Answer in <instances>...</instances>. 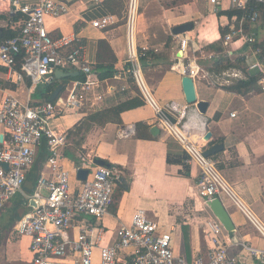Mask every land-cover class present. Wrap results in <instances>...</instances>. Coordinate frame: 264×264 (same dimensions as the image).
<instances>
[{
    "label": "crops",
    "instance_id": "obj_1",
    "mask_svg": "<svg viewBox=\"0 0 264 264\" xmlns=\"http://www.w3.org/2000/svg\"><path fill=\"white\" fill-rule=\"evenodd\" d=\"M123 1L87 0L83 4H73L69 13L62 17L47 19L46 24L52 36L75 33L80 37L85 58L97 70L100 81L98 92L102 94V100L95 107H84L63 114L53 120V125L67 132L95 112L136 97L141 101V105L123 111L119 123L92 124L89 128L84 123L82 130L78 131L85 133L79 145L75 146L80 134L78 137L73 135V140L69 139L64 151L69 152L72 158L65 155L64 163L71 169L77 165L78 155L86 154L93 159H102L122 172V180L115 186L113 203L99 224L103 229V245L112 243L115 229L120 224H128L133 213L142 209L159 224L161 230L170 232L175 256L190 264L196 256L206 257L208 236L204 224L207 219L215 216L209 206L205 208L195 194L198 167L187 163V155L179 144L155 124L153 111L141 100L132 80L123 74L126 67L125 27L124 22L119 23V20L120 11L125 6L124 17L128 0L126 4ZM172 1L175 0H137L140 7L136 22L137 44L148 48L150 52L145 63H142L147 82L161 104L175 101L185 108L183 128L204 151L215 143L222 144V150L210 157L218 161V170L233 194L230 197L222 193L218 197L229 215L233 229L227 231L222 226L219 238L229 246L228 251L236 257L237 264H261L242 247V243L264 248V91L258 90L246 95L229 91L227 86L254 74L249 73L246 78L233 79L231 83L224 84L217 75L237 67L216 72L212 71L215 61L200 59L198 65L207 74V79H195V92L197 101L207 102V107L204 113H200L195 104H188L182 90V75L172 68L176 58L171 56L170 50L175 49V46L170 45L169 41L171 36L177 38L172 33L173 27L192 22L193 27L183 33L190 38L192 48L224 52L221 37L233 25H238L239 19L234 20L225 14L218 15L221 11L230 10L225 0L220 10H214L208 0H180L174 6H167ZM106 15H113L116 24L104 30L90 25V21ZM21 17H10L0 10V31L11 29L20 33V27L14 23ZM245 28L254 32L256 40L264 39L262 15L257 22L245 24ZM220 29L226 31L221 33ZM236 47L230 46L231 57L228 58L241 57L239 69L244 71L246 60L241 54L247 49L245 46ZM108 65H112L115 71L112 76L103 77L101 74H104ZM63 72L65 75L60 78L55 76L52 84L30 89L31 83L27 76L15 84L8 80L5 68L0 66V102L5 94L16 96L21 102L44 101L61 85L62 89L55 101L65 95L66 88L73 80L83 77L77 71L66 69ZM136 123L142 124L138 131L135 130ZM128 127L133 128L129 136L118 134L121 129ZM3 133L0 127V141ZM207 133L210 136L205 139ZM42 150L47 152L44 142L37 146L35 162L26 173L23 188L27 192L22 190L23 200L11 199L6 205L5 209L13 213V218L8 222L14 221L15 215H19L20 219L32 208L27 194H31L38 175L44 169L46 153L38 159ZM39 160L41 163L35 169ZM35 171L34 178H31V172ZM27 174H30V178H27ZM76 185L77 181L71 183L72 188ZM14 225H10L8 234L20 244L18 246L22 249L20 253L23 254V264H30V239L27 236L17 237ZM22 238L27 239L26 246L21 245ZM95 256L98 258L96 248Z\"/></svg>",
    "mask_w": 264,
    "mask_h": 264
},
{
    "label": "built area",
    "instance_id": "obj_2",
    "mask_svg": "<svg viewBox=\"0 0 264 264\" xmlns=\"http://www.w3.org/2000/svg\"><path fill=\"white\" fill-rule=\"evenodd\" d=\"M86 1L0 0V10L10 17L22 16L14 23L20 27V33L0 41V66L5 68L9 81L18 84L23 76H27L30 89H36L52 84L56 70L68 69L83 76L73 80L65 95L55 101L21 102L11 94L2 97L0 127L4 133L0 141V211L18 192H22L26 173L35 162L37 146L45 142L48 154L44 169L31 194H27L34 205L13 227L17 237L30 239V264H187L183 258L175 256L170 232L161 230L142 209L133 213L128 224H120L115 229L112 243L103 245V229L99 224L113 203L115 186L122 180V172L113 165H97L86 154H79L77 165L71 169L64 163V149L69 142L67 133L56 129L53 120L84 107H95L102 100V94L98 92L97 70L85 58L80 37L75 33L54 37L46 22L69 13L73 4ZM225 1L230 10L244 13L240 18L232 16L234 20L239 19V24L233 25L221 37L224 52L194 49L187 35H176V60L172 68L180 75L190 76L193 81L207 79L198 60L216 61L231 57L230 46H245L247 50L241 54L246 60L244 71L232 68L217 76L228 84L252 73L258 76L256 84L264 91V57L260 49L253 46L256 35L245 28V24L257 22L261 15L264 17V0ZM208 2L214 10L223 8V0ZM137 16V0H128L123 17L126 42L123 74L132 80L141 100L153 111L155 124L179 144L187 155L186 162L198 167L195 194L204 207L222 193L232 197L230 187L218 170V161L205 156L204 150L183 128L185 108L175 101L161 104L149 86L141 61L148 48L137 44ZM116 22L113 15H106L90 21V25L104 30ZM178 53H182L181 56ZM166 114L175 118V122H171ZM131 132L133 128L128 127L118 134L129 136ZM78 169H86L88 174L72 188L70 172ZM204 229L208 236L206 257L196 256L190 264H237L236 257L228 251L229 246L219 238L222 229L219 220L216 217L207 219ZM242 247L264 264V248L244 243Z\"/></svg>",
    "mask_w": 264,
    "mask_h": 264
},
{
    "label": "trees",
    "instance_id": "obj_3",
    "mask_svg": "<svg viewBox=\"0 0 264 264\" xmlns=\"http://www.w3.org/2000/svg\"><path fill=\"white\" fill-rule=\"evenodd\" d=\"M179 2L180 1H176L175 0V1H172L169 4H167V6H169V7L170 6H174V5L178 4ZM243 13H244V11H241V10H229V11H221V12L218 13V15L225 14L229 18L232 17V16H236L237 18H240L243 15ZM225 31H226L225 29H220L221 33H224ZM254 31L257 34V30L255 29ZM18 33H19V31L15 32V31H13L11 29H6V30H3V31L1 30L0 31V40L1 39H6V38L9 39V38H11L12 36H14V35H16ZM255 47L260 49L261 55L264 57V39L263 40H259V41L256 40ZM149 53L150 52L147 51L146 56ZM146 56L142 57V60H141L142 63H145L146 58H147ZM241 64H242L241 57H236L234 59H230L228 57L227 58H221L220 60H217V61L213 62L214 68L212 69V71L214 70L216 72H218V71L220 72V71L226 70V69L231 68V67L239 68L241 66ZM114 71L115 70L112 68V65H108L107 69L104 71V74H101V75H104L103 77L112 76ZM257 79H258L257 75L249 76L246 80L235 81L231 85L227 86L226 89L229 90V91H233V92H236V93H241L243 95H246L249 92H254V91L260 90L258 85H256ZM135 91H136V89H135ZM138 105H141V101L136 97V98H133V99H131L129 101H126L124 103H120V104H118L116 106H113V107L106 108L104 110L95 112V113L89 115L85 120H81L78 124L74 125L70 129H68L67 132H66L67 133V137H68V139H72L73 135H77V137H78L79 134H80V137L78 138V140H76V145L75 146H77V145H79L80 140L83 138V136L85 134L84 132L83 133H78V131L80 132L82 130V128H83L82 125H84V123L88 125V128L92 124H104L105 122L119 123V122H121L119 116H120V114L123 111H125L127 109H130V108H133V107H136ZM140 125H142V124L141 123H136L135 130L138 131V128H139ZM145 137H147V136H145ZM72 144H73V141H72ZM45 153H46V157H47L48 152H46L45 150H42L41 153L39 154L38 159L43 158V156H45ZM64 154L72 158V156H71V154L69 152L64 151ZM40 163H41V161L39 160V162H37V164H36L37 166H35V169L38 168V165ZM39 168H40V166H39ZM35 174H36V171L35 172H31V178H34ZM27 178H30V174L29 175L27 174ZM33 186H35V185H33ZM5 208H6V206L3 208V210ZM3 210H1V211H3ZM18 218H19V215H15L12 225H14V223L17 220H19Z\"/></svg>",
    "mask_w": 264,
    "mask_h": 264
},
{
    "label": "water",
    "instance_id": "obj_4",
    "mask_svg": "<svg viewBox=\"0 0 264 264\" xmlns=\"http://www.w3.org/2000/svg\"><path fill=\"white\" fill-rule=\"evenodd\" d=\"M192 27H193L192 22H186L183 24H179V25L173 27L172 33H174L176 35H181L187 31H189ZM64 75H65V73L61 70L55 71V76L57 78L63 77ZM181 85H182V90H183L186 102L188 104H195L198 111L200 113H204L205 109L207 107V102L197 101L196 92H195V85H194L193 79L188 75H182ZM61 89H62V86L58 85L56 87V89L48 97L47 100L53 101ZM166 116L171 122H173V123L175 122V118H173L172 116H170L168 114H166ZM154 130H155V128L152 129V131H154ZM209 136H210V133H207L205 136V139L209 138ZM222 147L223 146L221 143H215L211 147L206 149L204 151V154H205V156H212V155L216 154L217 152L221 151ZM93 162L95 164L101 165V166L109 165L107 162H105L104 160L99 159V158L93 159ZM5 167H7V165H5ZM76 174H77L78 179L84 180L88 174V171L86 169H78L76 171ZM30 204L34 205V202L30 201ZM208 206H209L210 210L212 211V213L214 214V216L222 224L224 229L227 231H231L233 229V225H232L231 220L229 218V215H228L227 211L225 210L223 204L221 203L220 199L214 198V199L208 201Z\"/></svg>",
    "mask_w": 264,
    "mask_h": 264
},
{
    "label": "rangeland",
    "instance_id": "obj_5",
    "mask_svg": "<svg viewBox=\"0 0 264 264\" xmlns=\"http://www.w3.org/2000/svg\"><path fill=\"white\" fill-rule=\"evenodd\" d=\"M123 2H124V4H126V0H124ZM139 8L140 7L138 4V10H139ZM124 9H125V6L120 11V20H119L120 22L119 23L124 22L123 17H122ZM176 41H177V39L174 38V36H171V40L169 41V44L172 46L173 45L175 46V49L170 50L171 56H173V57H176V49H177ZM181 54L182 53H179L180 56H181ZM144 73H145V77H146V72H144ZM68 82H69V80L67 81V83ZM66 86H68V85H66ZM68 141H69V139H68ZM70 180H71V183L79 180L77 178L76 171L70 172ZM22 190H24V188H22ZM25 192H27V191H25ZM22 197H23L22 192H18L12 199L14 201H19V200H23V199H21ZM19 206H21V205H19ZM5 210L6 209H4L3 211L0 212V216H1L0 217V264H23V261L21 260V259L24 260V258H22L23 254L20 253V251H22V249H20L18 246L20 244L18 242H16V240L11 239L9 234H8L10 225L13 224V221L12 222H8V221H10L13 218V213L10 209H7L6 211ZM18 210L19 209H17L16 212ZM8 238H9V240H8ZM26 244H27V239L22 238L21 239V245L26 246Z\"/></svg>",
    "mask_w": 264,
    "mask_h": 264
},
{
    "label": "bare ground",
    "instance_id": "obj_6",
    "mask_svg": "<svg viewBox=\"0 0 264 264\" xmlns=\"http://www.w3.org/2000/svg\"><path fill=\"white\" fill-rule=\"evenodd\" d=\"M178 56H180L179 53H178ZM195 142H196V141H195ZM232 195H233V194H232ZM240 204H241V203H240ZM243 205H244V204H243ZM244 207H245V206H244ZM246 211H247V210H246ZM246 213H247V212H246ZM248 213H249V212H248ZM256 223H257V222H256Z\"/></svg>",
    "mask_w": 264,
    "mask_h": 264
}]
</instances>
